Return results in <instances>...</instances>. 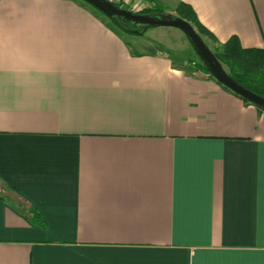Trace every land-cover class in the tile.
<instances>
[{
	"label": "crops",
	"instance_id": "1",
	"mask_svg": "<svg viewBox=\"0 0 264 264\" xmlns=\"http://www.w3.org/2000/svg\"><path fill=\"white\" fill-rule=\"evenodd\" d=\"M157 1L264 48V0ZM179 31L0 0V264H264V109Z\"/></svg>",
	"mask_w": 264,
	"mask_h": 264
},
{
	"label": "trees",
	"instance_id": "2",
	"mask_svg": "<svg viewBox=\"0 0 264 264\" xmlns=\"http://www.w3.org/2000/svg\"><path fill=\"white\" fill-rule=\"evenodd\" d=\"M145 1L147 4L142 9H138L137 11H134L129 7H127V9H130L136 13L146 15H175L186 19L195 27V29L203 37V39L204 37H207L215 43L212 47L209 46L208 43L207 45L211 48L215 56L219 59V61L223 63L224 67L227 68L226 70L237 82L249 88L250 90L264 96V48L244 47L241 44L238 36H231L227 41L219 43L215 34L200 21L195 9L186 2H180L175 12L172 13L167 11V8L157 0ZM116 4L119 7L124 6L122 1L117 2ZM111 20L118 29L128 34L142 35L148 29L145 25L136 24L133 21L124 18ZM194 66L197 69L210 73L207 66L203 63L202 60H200V62L198 63H194ZM225 87L231 90L227 86ZM234 93L240 96L238 93ZM240 97L243 98L242 96ZM243 99L246 102L252 103L245 98ZM259 108L262 110L261 107ZM7 191L10 192L9 188L0 179V195L4 196V193ZM26 209L27 213L36 212L34 208L26 207Z\"/></svg>",
	"mask_w": 264,
	"mask_h": 264
},
{
	"label": "water",
	"instance_id": "3",
	"mask_svg": "<svg viewBox=\"0 0 264 264\" xmlns=\"http://www.w3.org/2000/svg\"><path fill=\"white\" fill-rule=\"evenodd\" d=\"M83 1L99 9L111 19L124 18L131 20L136 24L145 25L147 28L169 26L182 30L190 40L203 63L207 66L212 76L243 98L264 109V96L237 82L226 70L223 63L215 56L214 52L207 45L203 37L197 32L195 27L186 19L175 15L165 16L136 13L127 8L119 7L111 0Z\"/></svg>",
	"mask_w": 264,
	"mask_h": 264
},
{
	"label": "rangeland",
	"instance_id": "4",
	"mask_svg": "<svg viewBox=\"0 0 264 264\" xmlns=\"http://www.w3.org/2000/svg\"><path fill=\"white\" fill-rule=\"evenodd\" d=\"M85 2V1H84ZM89 4V3H88ZM89 5H91V4H89ZM92 6V5H91ZM141 4L140 5H133V6H128V5H125V6H123V8H127V7H129V8H131V9H133L134 11H137L138 9H141ZM93 8H95V7H93ZM96 9V8H95ZM96 10H98V9H96ZM130 10V9H129ZM99 11V10H98ZM99 12H101V11H99ZM102 13V12H101ZM178 30H180V29H178ZM180 33L182 32V34H183V36H184V38H185V40H187V42H188V44L191 46V51H193V52H195L194 54H195V56H194V60L195 61H200L201 59H200V57L198 56V54L196 53V51H194L195 49H193V46L191 45V43H190V41H189V39L187 38V36L185 35V33L183 32V31H179ZM126 34H128V33H126ZM145 34V33H144ZM130 35H133V34H130ZM143 35V34H142ZM207 39V41H208V43H209V45L212 47L213 45H214V42L211 40V39H209V38H206ZM226 68V67H225ZM227 69V68H226Z\"/></svg>",
	"mask_w": 264,
	"mask_h": 264
}]
</instances>
